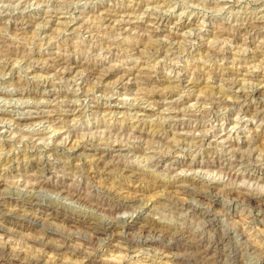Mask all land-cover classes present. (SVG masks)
<instances>
[{
  "label": "rangeland",
  "instance_id": "rangeland-1",
  "mask_svg": "<svg viewBox=\"0 0 264 264\" xmlns=\"http://www.w3.org/2000/svg\"><path fill=\"white\" fill-rule=\"evenodd\" d=\"M47 263L264 264V0H0V264Z\"/></svg>",
  "mask_w": 264,
  "mask_h": 264
},
{
  "label": "bare ground",
  "instance_id": "bare-ground-1",
  "mask_svg": "<svg viewBox=\"0 0 264 264\" xmlns=\"http://www.w3.org/2000/svg\"><path fill=\"white\" fill-rule=\"evenodd\" d=\"M67 3V2H66ZM164 3V2H163ZM76 9V8H75ZM103 9V8H102ZM58 10V9H57ZM142 10V9H141ZM59 11V10H58ZM115 12V11H114ZM142 12V11H141ZM138 13V12H137ZM55 14V13H54ZM52 15H53V13H52ZM59 15V14H58ZM57 16V15H56ZM76 17V16H75ZM158 18V17H157ZM49 19V18H48ZM240 21H241V19H240ZM248 22V21H247ZM62 23V22H61ZM120 23V22H119ZM242 23V22H241ZM259 25H260V23H259ZM258 25V26H259ZM257 26V25H256ZM255 26V27H256ZM254 27V28H255ZM220 30V29H219ZM253 30V29H252ZM221 32V31H220ZM218 33V32H217ZM246 35V34H245ZM260 37H262V36H260ZM244 41V40H243ZM154 50V49H153ZM216 53V52H215ZM16 55V54H15ZM5 57H7V56H5ZM252 58V57H251ZM10 60V59H9ZM6 61V60H5ZM68 63V62H67ZM5 67V66H4ZM64 68V67H63ZM69 69V68H68ZM66 71V70H65ZM99 71V70H98ZM90 72V71H89ZM62 75V74H61ZM237 78V77H236ZM234 85V84H233ZM230 90V89H229ZM21 93H23V92H21ZM164 93V92H163ZM210 93V92H209ZM212 93V92H211ZM5 94V93H4ZM247 94V93H246ZM217 95V94H216ZM215 95V96H216ZM54 96V95H53ZM231 97V96H230ZM155 98V97H154ZM225 98H227V96L225 97ZM149 101V100H148ZM205 101V100H204ZM202 102V101H201ZM223 102V101H222ZM149 103V102H148ZM65 105V104H64ZM36 107V106H35ZM34 107V108H35ZM186 110V109H185ZM200 110V109H199ZM53 111V110H52ZM140 111V110H139ZM182 111V110H181ZM38 112V111H37ZM190 115V114H189ZM206 117H208V116H206ZM199 118V117H198ZM206 134V133H205ZM108 137V136H107ZM92 139V138H91ZM113 139V138H112ZM178 140V139H177ZM98 141H101V140H98ZM114 141V140H113ZM109 145V144H108ZM85 146V145H84ZM175 148V147H174ZM179 149V148H178ZM243 157V156H242ZM240 159V158H239ZM238 159V160H239ZM58 160V159H57ZM248 163V162H247ZM240 165V164H239ZM40 167V166H39ZM44 170V169H43ZM43 172V171H42ZM141 176V175H140ZM33 177V176H32ZM139 178V177H138ZM199 179V178H198ZM197 179V180H198ZM191 181V180H190ZM204 183V182H203ZM202 183V184H203ZM39 186V185H38ZM59 186V185H58ZM76 188V187H75ZM12 189V188H11ZM230 190V189H229ZM10 191V190H9ZM8 191V192H9ZM15 191V190H14ZM229 192V191H228ZM230 192H234L233 194H235V193H239L240 195H238V196H241L242 198H246L247 200H250V198H252V197H250V195H248L247 193H243V192H239V190L238 191H236V189H231L230 190ZM236 195V194H235ZM22 196V195H21ZM237 196V197H238ZM28 197V196H27ZM122 198V197H121ZM25 199V198H24ZM37 201V200H36ZM15 202V201H14ZM173 202V201H172ZM164 203V202H163ZM166 203V202H165ZM81 204V203H80ZM126 204V203H125ZM183 204V203H182ZM98 205V204H97ZM136 205V204H135ZM128 206V205H127ZM131 206V205H130ZM87 208V207H86ZM96 209V208H95ZM60 210V209H59ZM80 210V209H79ZM100 211V210H99ZM86 212H87V210H86ZM106 212V211H105ZM80 213V212H79ZM81 214V213H80ZM101 214V213H100ZM77 216V215H76ZM64 217V216H63ZM88 217V216H87ZM92 217V216H91ZM102 217H104V216H102ZM98 219V221H99V219L100 218H97ZM90 220V219H89ZM101 221V220H100ZM113 221V220H112ZM96 222V221H95ZM111 222V221H110ZM115 222H116V220H115ZM81 223V222H80ZM96 223H99V222H96ZM121 223V222H120ZM102 225H103V223H101ZM108 224H110L111 225V227H116V225L117 224H119V222L117 221V224L116 223H108ZM98 225H100V224H98ZM109 225V226H110ZM120 225V224H119ZM104 226H106L105 224H104ZM94 227L95 228H97V229H100V226H96V225H94ZM149 227L150 228H152L153 230H156V229H160L159 230V232L161 231V232H163V231H165V230H163L162 228H161V226L160 225H158V224H156V223H149ZM169 228V227H168ZM223 228V227H222ZM149 230V229H148ZM170 231V230H169ZM167 232V231H166ZM224 234V233H223ZM171 235V234H170ZM189 238V237H188ZM173 239H175V238H173ZM201 240V239H200ZM218 240V239H217ZM225 242V241H224ZM230 243V242H229ZM196 244V243H195ZM185 245V244H184ZM197 245V244H196ZM228 245V244H227ZM57 248V247H56ZM201 248V247H200ZM223 249H224V247H223ZM197 250H199V248H197ZM196 250V251H197ZM200 251V250H199ZM18 252V251H17ZM11 254V253H10ZM192 254V253H191ZM193 255V254H192ZM198 258V257H197ZM29 259V258H28ZM30 260V259H29ZM206 261V260H205ZM114 262V261H113ZM116 263V262H115ZM233 263V262H232ZM48 264V263H47ZM111 264V263H110Z\"/></svg>",
  "mask_w": 264,
  "mask_h": 264
}]
</instances>
